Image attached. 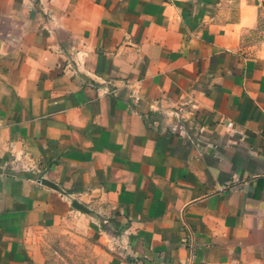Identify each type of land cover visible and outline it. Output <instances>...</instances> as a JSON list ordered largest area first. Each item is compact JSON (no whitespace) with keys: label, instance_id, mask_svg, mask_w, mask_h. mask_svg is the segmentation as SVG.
Wrapping results in <instances>:
<instances>
[{"label":"crops","instance_id":"0c3cea01","mask_svg":"<svg viewBox=\"0 0 264 264\" xmlns=\"http://www.w3.org/2000/svg\"><path fill=\"white\" fill-rule=\"evenodd\" d=\"M76 219L112 264H264V0H0V264Z\"/></svg>","mask_w":264,"mask_h":264},{"label":"rangeland","instance_id":"374dc122","mask_svg":"<svg viewBox=\"0 0 264 264\" xmlns=\"http://www.w3.org/2000/svg\"><path fill=\"white\" fill-rule=\"evenodd\" d=\"M68 224L37 233L35 241L46 264H112L117 252L94 238L93 223L76 219Z\"/></svg>","mask_w":264,"mask_h":264},{"label":"water","instance_id":"95a60500","mask_svg":"<svg viewBox=\"0 0 264 264\" xmlns=\"http://www.w3.org/2000/svg\"><path fill=\"white\" fill-rule=\"evenodd\" d=\"M41 183L44 184V185H47L49 187L54 188V185L49 183V182H47V181L43 180V181H41ZM71 205H72L73 208H75V209H77L79 211H82V212L85 211L84 206L82 204L78 203L77 201H72Z\"/></svg>","mask_w":264,"mask_h":264}]
</instances>
